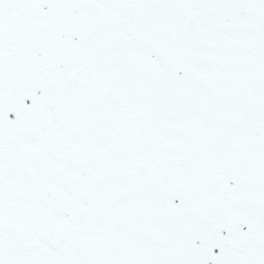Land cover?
Masks as SVG:
<instances>
[{
	"label": "snow or ice",
	"instance_id": "snow-or-ice-1",
	"mask_svg": "<svg viewBox=\"0 0 264 264\" xmlns=\"http://www.w3.org/2000/svg\"><path fill=\"white\" fill-rule=\"evenodd\" d=\"M0 264H264V0H0Z\"/></svg>",
	"mask_w": 264,
	"mask_h": 264
}]
</instances>
